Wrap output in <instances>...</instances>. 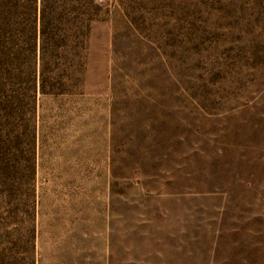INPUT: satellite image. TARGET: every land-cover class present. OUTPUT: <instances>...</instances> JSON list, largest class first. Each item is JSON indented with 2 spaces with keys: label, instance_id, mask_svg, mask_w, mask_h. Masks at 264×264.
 <instances>
[{
  "label": "rangeland",
  "instance_id": "1",
  "mask_svg": "<svg viewBox=\"0 0 264 264\" xmlns=\"http://www.w3.org/2000/svg\"><path fill=\"white\" fill-rule=\"evenodd\" d=\"M96 1L84 77L0 69V264H264V0Z\"/></svg>",
  "mask_w": 264,
  "mask_h": 264
},
{
  "label": "trees",
  "instance_id": "2",
  "mask_svg": "<svg viewBox=\"0 0 264 264\" xmlns=\"http://www.w3.org/2000/svg\"><path fill=\"white\" fill-rule=\"evenodd\" d=\"M101 8L96 0H0V69L20 77L39 63L43 90L63 89L77 67L84 77Z\"/></svg>",
  "mask_w": 264,
  "mask_h": 264
}]
</instances>
